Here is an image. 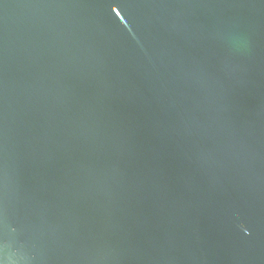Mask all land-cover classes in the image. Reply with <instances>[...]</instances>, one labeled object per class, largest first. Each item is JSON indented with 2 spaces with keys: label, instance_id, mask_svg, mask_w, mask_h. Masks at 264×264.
<instances>
[{
  "label": "water",
  "instance_id": "water-1",
  "mask_svg": "<svg viewBox=\"0 0 264 264\" xmlns=\"http://www.w3.org/2000/svg\"><path fill=\"white\" fill-rule=\"evenodd\" d=\"M0 264H264V0H0Z\"/></svg>",
  "mask_w": 264,
  "mask_h": 264
}]
</instances>
